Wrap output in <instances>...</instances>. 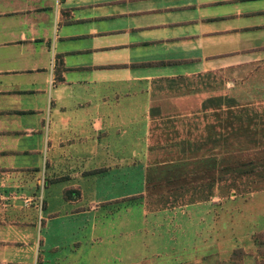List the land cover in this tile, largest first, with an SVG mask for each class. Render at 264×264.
I'll use <instances>...</instances> for the list:
<instances>
[{"label": "crops", "instance_id": "obj_1", "mask_svg": "<svg viewBox=\"0 0 264 264\" xmlns=\"http://www.w3.org/2000/svg\"><path fill=\"white\" fill-rule=\"evenodd\" d=\"M113 3L0 0V264H232L199 194L264 111V0ZM151 184L190 199L156 209ZM138 198L135 230L105 219Z\"/></svg>", "mask_w": 264, "mask_h": 264}, {"label": "rangeland", "instance_id": "obj_2", "mask_svg": "<svg viewBox=\"0 0 264 264\" xmlns=\"http://www.w3.org/2000/svg\"><path fill=\"white\" fill-rule=\"evenodd\" d=\"M114 1H119L118 4L113 3L114 5L121 6L127 0ZM159 1L163 0H141L144 5H155V3ZM258 110L259 111H248V122L249 124L252 123L247 127V132H244L246 133L245 137H243L245 142L233 144V146L236 147V152H233V156L229 161L226 160V166H229L231 169L230 179L225 180V185H223V181L214 184V191L203 190V192H201L202 194H199L200 197H213L214 200L218 201L216 203L220 204L225 202L227 204L226 215L230 221L228 223H231L232 232L231 238L233 248L230 261L232 264H240L241 260L246 256H248L247 258L253 256L252 260L254 264H264V237L259 243L253 242V232L264 231V224H260V221L258 223L257 219V215L264 216V111ZM255 122L258 124L257 126ZM222 161L223 160H220L219 162ZM170 169H172V166L168 167V170ZM215 173L218 174V172ZM159 176L160 175L154 177ZM158 185H149L146 192L142 195L144 196L143 198L150 202L149 204L151 207H157L156 209H158L161 204L164 205V202H159L162 198H167L168 201H176L175 198L181 200L179 198L182 197L186 200L190 199V194L182 196L183 193L187 192L180 193L175 190H160L157 188ZM209 193L212 194L209 196ZM143 198L141 197L140 199ZM140 199L138 198L128 209L121 208L120 210H116V207H110L112 213L107 212V214H105L107 211L105 209L104 215H107L105 219H110L113 224H116L114 228H117V230H122L126 220H129L130 223L128 224L127 222L128 225L125 227H130V229L135 230L137 222L141 218L142 202ZM178 200L175 203H177ZM229 204L231 205L229 206ZM166 206L171 207L168 203ZM218 208V205L214 208L216 214H219ZM205 213H207V211L204 212L201 210L199 214L204 215ZM166 214L170 215L169 212H166ZM246 220L247 222L248 220L252 223L255 222L253 223L254 226H252L254 228L251 227L253 229L252 232H248L252 239V245L250 246L252 250L248 248V251H246V248L241 244H238L243 239L242 235L247 234V230L243 227V225L247 223L245 222ZM171 226L175 229V223H171ZM215 247H217V244H215ZM237 249L238 251L235 252ZM108 259L107 256L103 257L104 261Z\"/></svg>", "mask_w": 264, "mask_h": 264}, {"label": "trees", "instance_id": "obj_3", "mask_svg": "<svg viewBox=\"0 0 264 264\" xmlns=\"http://www.w3.org/2000/svg\"><path fill=\"white\" fill-rule=\"evenodd\" d=\"M74 192L76 193V194H74ZM78 190L77 189H75V188H66L65 190H64V196L66 197V198H75L77 195H78ZM138 196H141L140 194H138V195H132V196H127V197H124L123 199H135L136 197H138ZM263 237H264V231H257V232H253V239H254V241L253 242H257V243H259L262 239H263ZM236 251H238V249L237 250H235V252Z\"/></svg>", "mask_w": 264, "mask_h": 264}]
</instances>
